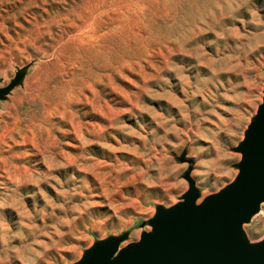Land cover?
Wrapping results in <instances>:
<instances>
[{
    "label": "rangeland",
    "instance_id": "1",
    "mask_svg": "<svg viewBox=\"0 0 264 264\" xmlns=\"http://www.w3.org/2000/svg\"><path fill=\"white\" fill-rule=\"evenodd\" d=\"M0 264H75L231 183L263 101L264 0H0ZM242 230L264 238V204Z\"/></svg>",
    "mask_w": 264,
    "mask_h": 264
},
{
    "label": "water",
    "instance_id": "2",
    "mask_svg": "<svg viewBox=\"0 0 264 264\" xmlns=\"http://www.w3.org/2000/svg\"><path fill=\"white\" fill-rule=\"evenodd\" d=\"M232 152L241 156L234 180L198 204L193 163L182 156L188 189L179 203L156 208L139 241L120 247L124 234L96 242L75 264H264V238L250 243L242 230L264 204V97Z\"/></svg>",
    "mask_w": 264,
    "mask_h": 264
}]
</instances>
